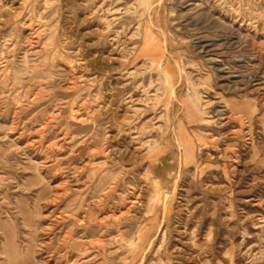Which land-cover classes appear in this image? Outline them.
Returning a JSON list of instances; mask_svg holds the SVG:
<instances>
[{
    "label": "rangeland",
    "instance_id": "1",
    "mask_svg": "<svg viewBox=\"0 0 264 264\" xmlns=\"http://www.w3.org/2000/svg\"><path fill=\"white\" fill-rule=\"evenodd\" d=\"M0 264H264V0H0Z\"/></svg>",
    "mask_w": 264,
    "mask_h": 264
},
{
    "label": "bare ground",
    "instance_id": "2",
    "mask_svg": "<svg viewBox=\"0 0 264 264\" xmlns=\"http://www.w3.org/2000/svg\"><path fill=\"white\" fill-rule=\"evenodd\" d=\"M162 31V30H161ZM130 54V53H129ZM173 133V132H172ZM166 137V136H165ZM201 143V142H200Z\"/></svg>",
    "mask_w": 264,
    "mask_h": 264
}]
</instances>
